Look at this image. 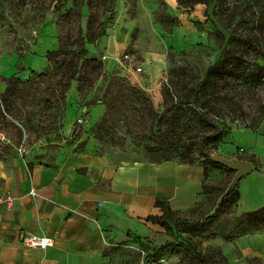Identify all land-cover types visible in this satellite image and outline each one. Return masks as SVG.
I'll list each match as a JSON object with an SVG mask.
<instances>
[{
  "label": "rangeland",
  "instance_id": "374dc122",
  "mask_svg": "<svg viewBox=\"0 0 264 264\" xmlns=\"http://www.w3.org/2000/svg\"><path fill=\"white\" fill-rule=\"evenodd\" d=\"M171 2L0 0V58L32 55L28 63L32 66L18 64L20 73L12 75L0 93V157L22 150L51 161L66 148L108 153L120 160H202L206 165L202 199L188 214L181 215L189 220L187 223L176 226L170 219L168 227H164L171 238L167 244L199 263L193 248L202 247L200 238L217 235L224 229L231 230V238L264 232V217L249 222L234 214L232 199L236 195L219 206L230 194L225 196L237 171L222 167L207 155L234 153L236 161L250 160L256 169L261 163L244 146L251 137L249 140L246 133L236 129L245 127L241 119L225 116L227 133L215 139L211 130L199 129L197 122L190 120L191 111L183 114L175 107L166 109L173 104L170 100L165 104L164 88L169 86L175 94L174 101H179L182 91L172 87L176 74L186 80L201 78L215 61L224 40L208 20V4L191 8L182 6L179 0ZM200 4L204 14L196 12ZM116 25L126 31L131 42L123 48H107L105 38ZM62 44L67 47L66 55L58 52ZM81 47L88 50L86 57L80 54ZM146 49L165 53L166 66L157 81L145 68L136 73L127 70L129 63L135 68L141 65L140 51ZM112 51L121 52V58L109 56ZM93 59L103 66L98 76L88 80L92 64L87 60ZM70 62L78 70L75 79L66 76ZM257 98L258 95L247 101L253 106L247 110L249 118L260 113ZM247 122L253 123L250 119ZM254 125V131L264 135V117L256 119ZM202 134L207 137L202 139ZM257 146L264 153V138L261 143L257 141ZM142 246L131 247L136 253L129 263L142 264L143 251L150 255V247ZM158 252L165 256L164 251ZM254 263L264 264V260Z\"/></svg>",
  "mask_w": 264,
  "mask_h": 264
},
{
  "label": "crops",
  "instance_id": "0c3cea01",
  "mask_svg": "<svg viewBox=\"0 0 264 264\" xmlns=\"http://www.w3.org/2000/svg\"><path fill=\"white\" fill-rule=\"evenodd\" d=\"M196 8L204 14L203 5ZM130 42L119 25L110 28L104 41L107 48H123ZM119 51L109 56L121 58ZM140 57L139 66L157 81L166 66L165 53L146 49L140 51ZM31 58L27 54L23 59L17 55L0 58V93L7 80L20 73L18 64L32 66L28 64ZM236 129L249 140L251 137L244 146L262 166L256 169L251 163L238 184L240 197L234 214L241 216L264 207V153L257 146L264 135L247 127ZM224 154L238 160L234 153ZM205 178L204 163L174 158L120 160L108 153L66 148L51 161L22 150L2 156L0 195L15 200L12 208L0 205V264H136L129 263L136 253L131 247L142 245L150 247L154 264H209L203 260L195 263L174 251L167 244L171 238L166 229L148 220L163 214L156 205L158 199H166L178 214H188L202 197ZM230 232L224 229L200 238L199 250L219 248L231 264H251V258L264 260V232L235 238L228 236ZM26 234L48 235L55 242L46 249L28 247L22 242Z\"/></svg>",
  "mask_w": 264,
  "mask_h": 264
},
{
  "label": "trees",
  "instance_id": "16d2710c",
  "mask_svg": "<svg viewBox=\"0 0 264 264\" xmlns=\"http://www.w3.org/2000/svg\"><path fill=\"white\" fill-rule=\"evenodd\" d=\"M213 1L179 0L182 6L191 8L199 3H206L209 6ZM215 14L231 34L222 56L219 59L216 57L201 78L192 77L186 80L185 77H181L177 73V79L172 82V87L175 90L180 89L182 91L179 97L180 100L174 101L175 94L167 86L164 88V102L168 104L169 100L172 101L173 105L166 107L168 111L173 110L174 107L176 108L175 111L182 110L183 114H190L191 111L190 120H195L199 129L211 130L212 137L217 139L218 137L223 138L227 133L225 127L228 126L223 124L225 116L241 119L244 126L252 130H256L254 125L256 119L264 117V0H234L233 4L231 0H218ZM206 15L208 16V14ZM208 20L211 21L209 17ZM218 33L224 39V36L219 31ZM58 52L60 55H66L68 53L67 47L62 44ZM79 52L83 57L88 54V50L84 47H81ZM63 62L64 64L66 63V61ZM87 63H91L92 67L88 71L89 77L86 76V78L92 80L94 75L98 76L101 73L100 70H102L103 63L97 59L87 60ZM67 71L66 76H68V79L77 77L78 70L73 62L69 63ZM184 73L185 71L183 70L181 74ZM90 76L92 77L90 78ZM81 91H84V88H81ZM257 95L258 98L256 100L260 104V113L257 117L249 118L247 110L249 111L253 106L248 104L247 101L255 100ZM182 105L191 106L192 108H182L180 107ZM248 119L253 123L247 122ZM206 137L205 134L201 135L202 139ZM211 155L209 154L207 157ZM174 159L177 158L175 157ZM197 161L202 162V160ZM218 164L228 168L221 163ZM228 169L231 170V168ZM232 194L236 195V199H232L236 205L240 197L238 186L233 189L219 206L229 203ZM156 205L160 207L163 214L161 216H149L148 220L153 223L167 228L170 219L176 222V226L179 223H187L189 221L182 217L183 215L181 216V214L173 211L166 199H158ZM191 210L192 208L189 212ZM173 215L175 217H172ZM241 216L249 222L259 220V218L264 217V207L244 213ZM193 251L200 260L208 261L209 264H231L219 248L210 247L205 252H202L194 246ZM148 258L153 261L150 255H148ZM248 261L251 264H255L254 262L263 260L251 258Z\"/></svg>",
  "mask_w": 264,
  "mask_h": 264
},
{
  "label": "water",
  "instance_id": "95a60500",
  "mask_svg": "<svg viewBox=\"0 0 264 264\" xmlns=\"http://www.w3.org/2000/svg\"><path fill=\"white\" fill-rule=\"evenodd\" d=\"M217 5H218V0H214L208 6L207 14H208V17L210 18V20L215 24L217 30L224 36V42L221 45V47L217 53V59H219L222 56L225 48L228 45L231 34H230L229 30L224 26V24L218 19V17L215 14ZM210 157L214 161L221 163V164L225 165L226 167L237 171L232 183L230 184V186H229V188L225 194V196H227L229 193H231L233 191V189L237 186V184L240 182L242 177L245 174H247L251 169V163L249 161H246V160L234 161V160H231V159H229L223 155H220V154H212ZM223 200H224V198H223Z\"/></svg>",
  "mask_w": 264,
  "mask_h": 264
},
{
  "label": "built area",
  "instance_id": "2783aa9c",
  "mask_svg": "<svg viewBox=\"0 0 264 264\" xmlns=\"http://www.w3.org/2000/svg\"><path fill=\"white\" fill-rule=\"evenodd\" d=\"M125 58L131 59L132 57L128 54L124 55ZM126 66V65H125ZM127 70L136 73L142 71V67L135 68L131 63L128 64ZM82 121V119H80ZM34 193V191H32ZM14 197L11 195H0V205H6L8 208H12L14 204ZM22 242L28 247L32 248H42L46 249L54 245V238L48 235H38V234H26L22 237ZM142 264H151L152 261L148 258L146 252H142Z\"/></svg>",
  "mask_w": 264,
  "mask_h": 264
}]
</instances>
